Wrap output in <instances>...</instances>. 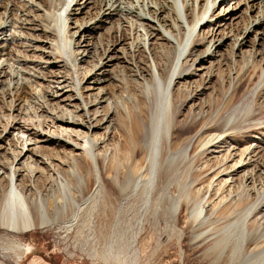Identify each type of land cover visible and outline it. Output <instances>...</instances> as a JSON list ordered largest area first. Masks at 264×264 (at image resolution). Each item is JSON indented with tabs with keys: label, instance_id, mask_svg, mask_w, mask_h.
I'll return each instance as SVG.
<instances>
[{
	"label": "rangeland",
	"instance_id": "374dc122",
	"mask_svg": "<svg viewBox=\"0 0 264 264\" xmlns=\"http://www.w3.org/2000/svg\"><path fill=\"white\" fill-rule=\"evenodd\" d=\"M27 1L40 0H0L2 21L18 25L21 3ZM85 1L76 6L81 8L76 17L94 21L101 0H87L84 8ZM172 1L181 6V0ZM235 1L220 3L215 14L232 11ZM148 2L123 0L122 5L144 14L141 5L146 4L147 16L155 20ZM61 9L63 1L53 0L32 12L39 30L19 28L45 39L41 29L47 25L54 33L48 37L52 48L36 43L54 52L56 60L50 57L56 64H48L50 57L40 49L15 45L12 28L0 36V51L7 40L5 52L13 56L3 52L10 61L4 60L10 63L8 70L16 58L40 60L34 68L23 67L40 74L37 83L35 74L19 83L0 76V169L5 170L20 145L19 135L33 137L27 140L29 154L40 149L38 155L45 159L39 162L36 184L48 214L58 219L56 225L19 233L0 226V264H264V87L259 88L264 78L263 40L257 43L251 33L245 45L233 49L228 38L217 54L200 60L212 38L209 25H202L197 31L208 40L185 51L180 61L183 72H194L175 80L166 108L151 68L157 66L166 80L177 49L164 45L160 50L129 49L128 28L118 35L117 25L109 24L120 20L117 15H104L107 21L84 33L72 19L70 31H78L70 37V32L63 33ZM230 15L221 21V28L215 26L212 41L223 32L240 31L247 21L243 13ZM118 38L122 41L116 44ZM92 44L97 52L93 57L83 51ZM107 54L111 57L107 65L95 70L94 64ZM21 63L28 65L19 60L11 71L18 73ZM90 69L102 71L104 78L92 85L86 75ZM78 78L83 100L100 97L102 91L107 99L87 104L93 105L87 106L88 112L86 102L81 104L72 90ZM55 90L60 91L57 97L47 95ZM19 95L22 100H17ZM104 116V123L87 128L90 118L96 124L95 118ZM168 120L174 128L168 143L160 136L156 155L150 143L153 129L161 133ZM87 140L94 143V159L80 146ZM59 176L66 178L64 187ZM81 177L86 179L85 189L80 187ZM23 181L29 184L30 179L26 176ZM5 184L6 180L2 187Z\"/></svg>",
	"mask_w": 264,
	"mask_h": 264
},
{
	"label": "bare ground",
	"instance_id": "6f19581e",
	"mask_svg": "<svg viewBox=\"0 0 264 264\" xmlns=\"http://www.w3.org/2000/svg\"><path fill=\"white\" fill-rule=\"evenodd\" d=\"M52 1L50 2V0H40L38 2L37 1H27V2L21 3V5H22L21 6V8H22V14L21 15L22 16H20V18L17 21L18 25H16V24L15 25L14 24L9 25V23H7L8 22L7 20L2 21L4 17L0 18V36L5 35L7 30L12 28L13 30L11 33L14 36L11 39H13L12 42H15V45H17L19 47H25V48L26 47L27 48L32 47V50H34V51L37 49H40L43 54H45V55L47 54L49 57L51 55V57H53L54 56L53 51H51L49 53L46 51L47 47L45 49H42L41 45L37 44L38 42H40V44L44 43L45 45L46 44L49 45L48 46L49 49L52 48L50 46L51 43L49 42L48 37L54 36L53 35L54 33L49 29V27L47 25H45L41 29L46 34V37H45L46 40L45 39H39V37L37 38L36 34L33 35V33H25L24 31L19 29V28H28V29L33 30V32H34V30L38 29V26H39L38 24H40V23L36 19V17L33 16L32 12H34L36 9H41V6H43V5L44 6H47L49 4L51 5ZM59 1H61V0H59ZM62 1H63V9H61L60 15H61L62 21H63V24H62L63 25V33L68 34L70 32V35H69L70 37H72L79 29L82 30V33H84L85 31H90L94 28L97 29V27H99V25L102 22L107 21L103 18L104 15H107L106 18H109L112 15H117L120 20L118 22L109 21L110 22L109 24H110V26L113 23H114V25L115 24L117 25V27H118L117 34H118V31L121 30L122 28H126V29L128 28L129 35L131 36L130 42L128 43L129 49L138 48V50H141V49L147 47V48H149V50H152V49H159L160 50L161 48L164 49V46L165 47L167 46L168 48L170 47L172 49H177L178 55H177L176 62L173 65L171 72H169V75H168L166 80L160 74L159 70L157 69V66L154 68H151V73H152L151 75L153 77L154 82L158 85V89L160 92V100H162L163 102H165L167 104L166 108L168 107V104H169V90H170V87L172 86V84L175 82V80H177L179 77H182V76H188L189 73L191 74V72H194V71L189 72V71H187V69H184L185 71L183 72L180 61L182 59V56H184L185 51L189 50L191 47H193L197 44L204 43L206 40H208V39H205V37H201L197 31L198 28L200 29L202 25H205V24L209 25L208 32L211 33L210 35H212V38H211V40H208V43H205V44H207V48L204 52V55H202V57L200 58V60H203L207 56H213V55L217 54L218 53L217 52L218 47L221 44H223L224 41L228 38L229 39L231 38V40L233 42V49H236V47H237V49L241 48V46L247 40L246 36L248 34H251V33L255 34L254 41H256L257 43H260L261 39L263 40L262 49L264 52V0H238V1L234 2L235 7L232 8V11H231V9H227L226 11L222 10L221 12H219L217 14H215L216 8H218V5L220 3L224 2V4H225L226 2H232L233 0H192V2H191V0H181V6H179L180 4L177 6L176 2H173L172 0H150L151 4L148 2L147 7L149 10V14L155 20H153V19L151 20L147 16V12H145L146 11L145 10L146 4L141 5L144 7L142 10L144 12V14H142L141 12H138L139 10L137 11L136 9H135L136 11H130L131 9L128 10L127 5H122L123 0H101V8L99 9L100 11H98L97 16L94 17V19H95L94 21H93V19L81 21V20H78V18L76 17V13H78V11L81 10V8H76V6L80 5L81 0H62ZM86 1L83 3L84 8L87 5ZM175 1H177V0H175ZM178 2H179V0H178ZM99 3H100V1H99ZM178 7H181L179 10L182 12L181 15L178 11V9H179ZM223 11H224V13H223ZM253 11L255 12L254 15L252 14ZM72 13H74V15H75L74 18H71ZM239 13H243V15H248V16H246L247 21L245 22L244 26L240 29V31L238 30V32H237V30L235 29L234 32L231 31L230 35H229L230 32L225 34L223 31H220L219 32L220 34H222V32H223V36L219 39L217 38L216 41H212V39H213V37H215L214 35H216L217 29H218V28H215V26L217 25L218 27L221 28V26H222L221 21L225 20L226 16L228 14H231L230 16H238ZM30 16H32V18H30ZM72 19H74V23H76L78 25V30H75L73 32H71L69 29L70 20H72ZM28 24H30V26H32V27L27 26ZM61 28H62V26H61ZM162 29H163V31H162ZM164 31H166L168 33V35ZM5 41H7V40H5ZM5 41H4L3 47L1 46L2 48L0 51V76L2 74L4 76L6 75V77H10L11 80L16 79L17 83H19V80L22 79V77H24V78L25 77H34V75L32 76V74H35V73L31 74V72L29 71L30 69L27 71V70H24V68L26 69V67H30V66H31L30 68L36 67L37 66L36 64L40 63V60H39V62H37V60L35 58H30V57L26 56V57H23L25 59V61H24V59L16 58L15 62H13V63H15V65H16V62H18L19 60L23 61V63H26L28 65L23 66V64L21 63L22 64L21 67L19 66V68H18L19 71L18 70L16 71L18 73H15V71L13 73L11 71V68H12V65L14 66V64L12 63V65L9 69L10 71L8 70V67H6V66H7V64L10 65V63H8V62L5 63V61L6 60L9 61V58L3 57L5 55L4 53L8 54L7 52H5L7 50L4 49ZM36 41H38V42L36 43ZM121 41H122V39L119 40V38H118V42L116 44L120 43ZM175 41H176V43H174ZM0 44H1V42H0ZM116 44L112 45V46H114L112 48V50L115 49ZM90 47H91L90 49H89V46L85 47L83 49V51L87 50L88 55L92 56L96 52V45L92 44V46H90ZM220 48H222V47H220ZM253 49L255 50L254 46H253ZM112 50L109 49L108 51H112ZM256 53L260 54L257 50H256ZM20 56H22V55H19L18 57H20ZM108 56L109 55L107 54V56L105 58L106 61L105 60H98L94 64L93 67L95 68V70L98 67L99 68L98 71H100L101 70L100 68L102 66L107 65V62L111 59V57H108ZM51 57H50V60H46V62L48 64H53V63L56 64V61H55L56 57L54 56L55 60L53 58L51 59ZM76 58H77V56H76ZM12 59H14V58H12ZM17 64L19 65L20 63H17ZM22 68H23V70H21ZM13 70H15V69L13 68ZM263 70H264V67H263ZM98 71H93L92 69H90V71H88L86 73V75L87 74L89 75L88 79L90 80V83L92 85L100 82L102 80V78H104L103 74L101 75L102 71L97 73ZM19 74H21V75L19 76ZM37 74L38 75L35 74L36 75L35 79H33L36 83H37V79H38L37 77H39V75H40L39 73H37ZM261 76H262V73H260L258 75L259 79L262 78ZM78 79L76 81L77 83H75V86L73 85L74 89H72V90H74L75 96L80 98L81 104L82 103L84 104V102H86V104H84L86 109L88 108L87 106H89L87 104L97 103L101 100L102 97H105L104 99H107L106 96L104 95L105 92L102 91V94L100 95V97L97 94V96L94 97L90 101H87L86 99L83 100L84 95L82 94L81 85H80L82 79H79V80ZM22 80H24V79H22ZM1 82L2 81L0 80V84H1ZM261 82L262 83L259 85V88L264 87V85H263L264 84V78L262 79ZM9 83H12V82L8 81V85H9ZM45 94L46 93H44V95ZM50 94L52 97H55V96L57 97L60 94V91H59V93L57 90L52 91V93L48 92L47 95H50ZM47 95H45V96H47ZM19 99H21L20 95L18 96L17 100H19ZM14 106L15 105L13 104V102H11V107H14ZM90 106H89V108H90ZM87 111L89 112L88 109H87ZM75 120H77V119L75 118ZM89 120H90V123H89V121L87 123L88 129H90L92 126H98L102 122L104 123L105 116L100 117V118L99 117L95 118V120L97 121L96 124L91 122L92 118H90ZM163 127H164V130L162 129L161 133H160V129H158L157 127L154 128L155 130L153 129L152 140L150 143L152 146V150L155 151L156 155L158 154V152L160 150L159 142H158L159 139L161 141L160 136L162 135V137H165L166 141L168 143L169 142L168 139L170 137V132L174 128V124H172V122L170 120H168V122L166 121V126H163ZM19 132L24 133L25 131L23 132V129H20ZM32 138L33 137L28 136L27 138L24 139L19 135L18 139L21 140L20 145L17 146V150L15 151V153H13V157H12L11 161L8 164L5 163L6 164V167L4 168L5 170L1 171V169H0V226L4 227V228H6L12 232H16V233L24 232L28 229H34V228L41 227L44 225H56V224H58V219L53 218L48 214L45 198L42 196L43 195L42 193H41L42 195L40 194V190L36 184L35 178L37 177V180H38V178L40 177V175L38 176V174H40L39 173L40 172L39 162L41 159H43V160H45V159L41 158V155H38L39 153H42L40 149H39L40 151L36 150L35 153L29 154V152L30 153L32 152L31 151L32 149L29 147L26 148L28 146L27 140H31ZM58 139L59 138H56L55 140H58ZM87 142H88V144H87ZM87 142H85L86 146H85V143L80 144V146H84L82 149L83 150L85 149L86 153L89 154L94 159V156L92 155L93 150H94L93 149L94 143L92 141H89V140H87ZM73 146L77 147L76 145H73ZM242 154H244V153H242ZM1 155H2V153L0 151V157H1ZM242 157H243V155H242ZM171 158H172L171 163H173L174 155H172ZM238 164H240V163H238ZM3 166H4V164H3ZM163 168L165 169V167H163ZM26 176H28V178L30 179L29 184L27 181H26L27 183L25 181H23L24 177H26ZM59 178H58L59 184L61 185V187H64L65 184L67 183L66 178L65 177L63 178V176H59ZM97 178H98V176H97ZM5 180H6L7 184H5L6 186L2 187V183ZM85 186H86V179H85V177H81L80 187L85 189ZM141 193H143V191H141ZM31 198H32V200H31ZM187 200H189V199L185 200L186 204H188ZM188 202H190V200ZM200 205L201 204H199V206ZM78 207L81 208L80 206H78ZM202 207H203V204H202ZM65 208L66 207H64L63 209H65ZM194 211H195V209H194ZM194 211L192 214H194L196 212V211L195 212ZM202 211H203V209H201L199 212L202 213ZM196 215H197V212H196ZM194 216H195V214H194ZM197 216H196V218L200 219ZM75 218H76V216H75ZM195 224H198V223L196 222ZM193 225H191V227ZM197 228H196V230H197ZM210 251H212V250H210ZM215 252H217V251H215ZM203 258L206 260V258H208V253H205ZM218 258H220V256ZM211 264H215L214 261L211 262Z\"/></svg>",
	"mask_w": 264,
	"mask_h": 264
}]
</instances>
